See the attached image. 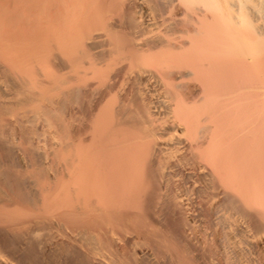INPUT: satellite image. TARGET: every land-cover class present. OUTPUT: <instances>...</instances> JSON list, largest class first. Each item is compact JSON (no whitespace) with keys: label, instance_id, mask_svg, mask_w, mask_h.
Returning a JSON list of instances; mask_svg holds the SVG:
<instances>
[{"label":"bare ground","instance_id":"1","mask_svg":"<svg viewBox=\"0 0 264 264\" xmlns=\"http://www.w3.org/2000/svg\"><path fill=\"white\" fill-rule=\"evenodd\" d=\"M0 264H264V0H0Z\"/></svg>","mask_w":264,"mask_h":264}]
</instances>
